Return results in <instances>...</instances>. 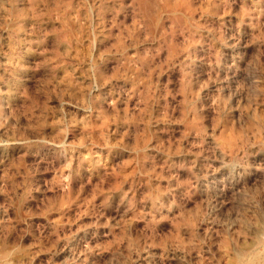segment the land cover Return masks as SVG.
Returning a JSON list of instances; mask_svg holds the SVG:
<instances>
[{"label":"rangeland","instance_id":"obj_1","mask_svg":"<svg viewBox=\"0 0 264 264\" xmlns=\"http://www.w3.org/2000/svg\"><path fill=\"white\" fill-rule=\"evenodd\" d=\"M0 264H264V0H0Z\"/></svg>","mask_w":264,"mask_h":264},{"label":"bare ground","instance_id":"obj_2","mask_svg":"<svg viewBox=\"0 0 264 264\" xmlns=\"http://www.w3.org/2000/svg\"><path fill=\"white\" fill-rule=\"evenodd\" d=\"M74 245V244H73Z\"/></svg>","mask_w":264,"mask_h":264}]
</instances>
